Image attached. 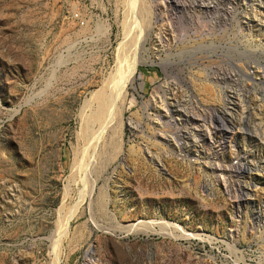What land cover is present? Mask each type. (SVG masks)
Masks as SVG:
<instances>
[{
	"label": "rangeland",
	"instance_id": "1",
	"mask_svg": "<svg viewBox=\"0 0 264 264\" xmlns=\"http://www.w3.org/2000/svg\"><path fill=\"white\" fill-rule=\"evenodd\" d=\"M249 21L264 0H0V264H264Z\"/></svg>",
	"mask_w": 264,
	"mask_h": 264
},
{
	"label": "bare ground",
	"instance_id": "2",
	"mask_svg": "<svg viewBox=\"0 0 264 264\" xmlns=\"http://www.w3.org/2000/svg\"><path fill=\"white\" fill-rule=\"evenodd\" d=\"M238 1V0H237ZM240 1H242V0H240ZM244 2V1H243ZM242 3V2H241ZM245 3V2H244ZM239 4V3H238ZM246 4V3H245ZM249 5V4H248ZM249 6H252V5H249ZM248 7V6H247ZM213 8V7H212ZM251 8V7H250ZM249 8V9H250ZM253 9V8H252ZM255 10V9H254ZM249 11V10H248ZM252 11V10H251ZM256 11V10H255ZM249 13V12H248ZM253 13V12H252ZM252 15V14H251ZM253 16V15H252ZM245 17V16H244ZM245 19H246V17H245ZM250 22V21H249ZM243 23H245V22H243ZM245 24H247V22L245 23ZM250 25H251V27H252V31L257 35L256 37H258V38H262V40L264 41V25H254L252 22H250ZM254 29V30H253ZM157 50V49H156ZM159 52V51H158ZM264 51L263 52H261L260 54H258V53H256L254 56L256 57V58H260V60L261 61H264ZM168 61V60H167ZM130 63H131V60L129 61ZM133 63H136L137 61L136 60H133L132 61ZM249 70H251L252 71V74H254L253 75V80H255L256 82H257V84H252L253 86H251V88H249L250 90H251V92H252V94H253V96H255V94L257 93V94H261V89H260V86H259V84H261L263 87H264V66L262 65V71H260V72H258L255 68H254V66H251V65H248V66H246ZM256 67V66H255ZM131 69V68H130ZM130 71V70H129ZM132 72V71H131ZM131 72H129V73H131ZM134 72V71H133ZM128 73V74H129ZM127 74V75H128ZM131 75V74H130ZM254 86H259V87H254ZM230 87V86H229ZM248 89V90H249ZM230 91V90H229ZM238 92V91H237ZM235 93V92H234ZM239 93V92H238ZM233 94V93H232ZM241 94V93H240ZM234 95V94H233ZM237 95V94H236ZM228 98H229V101H230V98H232V95H230V94H228V96H227ZM260 97H262L263 98V100H264V94H261V96ZM237 98V97H236ZM231 103V102H230ZM233 104V103H232ZM242 112V111H241ZM243 113V112H242ZM248 113V112H247ZM181 114H183V113H181ZM250 114V113H249ZM248 116V115H247ZM183 119V118H182ZM184 120H186V118L184 119ZM185 122V121H184ZM240 121H238V123H239ZM237 123V124H238ZM236 124V125H237ZM239 125V124H238ZM260 129V128H259ZM248 132V131H247ZM184 134V133H183ZM165 135H163L162 137H164ZM161 137V136H160ZM167 137V136H166ZM257 137V136H256ZM166 139V138H165ZM164 139V140H165ZM166 141H167V139H166ZM192 147L194 146V144H190ZM189 143H181V146L183 147L184 146V148H182L183 149V151L187 148H189ZM196 145V144H195ZM177 145H175V147H176ZM178 146H179V144H178ZM197 147V146H196ZM177 150V149H176ZM190 150V149H189ZM189 150H187V153L189 152ZM182 151V150H181ZM194 151H196V150H194ZM185 152V151H184ZM248 166V165H247ZM244 168V167H243ZM247 168V167H246ZM250 169V168H249ZM141 224V223H140ZM164 224V223H163ZM160 227H161V225H160Z\"/></svg>",
	"mask_w": 264,
	"mask_h": 264
}]
</instances>
